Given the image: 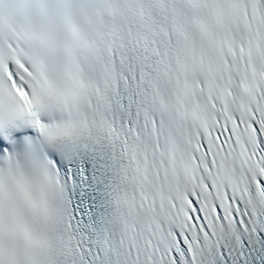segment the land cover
I'll list each match as a JSON object with an SVG mask.
<instances>
[{"label":"snow or ice","instance_id":"6c2138e0","mask_svg":"<svg viewBox=\"0 0 264 264\" xmlns=\"http://www.w3.org/2000/svg\"><path fill=\"white\" fill-rule=\"evenodd\" d=\"M0 264H264V0H0Z\"/></svg>","mask_w":264,"mask_h":264}]
</instances>
